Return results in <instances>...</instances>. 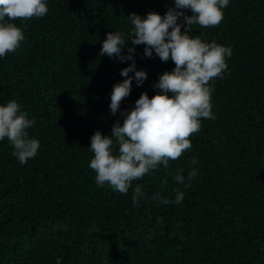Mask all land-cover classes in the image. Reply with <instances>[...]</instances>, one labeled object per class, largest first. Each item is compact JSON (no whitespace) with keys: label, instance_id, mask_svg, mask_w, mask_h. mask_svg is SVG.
Returning a JSON list of instances; mask_svg holds the SVG:
<instances>
[{"label":"trees","instance_id":"1","mask_svg":"<svg viewBox=\"0 0 264 264\" xmlns=\"http://www.w3.org/2000/svg\"><path fill=\"white\" fill-rule=\"evenodd\" d=\"M46 3L42 18L10 21L25 40L0 57V105L16 100L34 121L29 137L40 142L21 164L8 139L0 140V264H264V0H229L218 26H191L190 36L232 50L227 71L211 82L215 118L202 119L189 151L134 180L126 194L95 182L90 137L110 135L140 94L151 98L159 76L175 67L127 42L128 15H163L174 0ZM178 23L183 31V17ZM111 31L124 34L135 68L147 74L137 86L128 73L131 93L115 115L112 87L132 60L99 54ZM192 168L191 187L173 179ZM137 185L144 196L134 205ZM177 190L180 203L153 199L174 201Z\"/></svg>","mask_w":264,"mask_h":264},{"label":"clouds","instance_id":"2","mask_svg":"<svg viewBox=\"0 0 264 264\" xmlns=\"http://www.w3.org/2000/svg\"><path fill=\"white\" fill-rule=\"evenodd\" d=\"M229 0H174L163 14L149 11L141 17L137 13L128 15L132 27V45H144V56L151 57L153 51L162 62L171 59L175 67L163 72L154 87L160 91L151 98L142 92L131 110L123 113V123H113L110 135L95 131L90 137V149L94 153L89 168L95 171L98 186L106 184L113 190L126 194L134 180H141L159 165L167 167L170 160L180 158L192 147L191 137L201 130L202 119H214L212 112L211 82L222 78L228 69L226 58L232 55L231 47L215 42H204L199 36L188 33L191 26L202 28L218 26L224 18L223 9ZM190 10L185 15L182 10ZM48 12L46 0H0V57L14 53L25 40L21 27L10 21H26L42 18ZM183 17L184 30L178 18ZM7 18V20H6ZM120 31L109 32L102 42L100 55L117 57L121 62L132 60V64L122 68V82L115 83L110 94V113L115 115L123 99L132 89V79L128 73L134 72L137 86L147 79L144 70L135 68L133 54L135 48L128 45ZM127 49V55L122 49ZM16 100L0 105V140L11 143L13 155L21 164L34 158L40 142L30 138L28 129L34 121L21 110ZM193 157L191 163L196 164ZM183 169L178 170L174 180L185 188L192 186L198 170L192 168L187 177ZM144 196L141 185H137L132 195V203ZM184 193L177 190L174 201L161 198L159 193L154 200L163 204L180 203ZM57 264L60 261L57 260Z\"/></svg>","mask_w":264,"mask_h":264}]
</instances>
